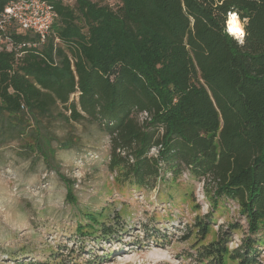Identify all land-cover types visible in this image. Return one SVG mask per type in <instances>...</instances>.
Here are the masks:
<instances>
[{
    "label": "trees",
    "instance_id": "obj_1",
    "mask_svg": "<svg viewBox=\"0 0 264 264\" xmlns=\"http://www.w3.org/2000/svg\"><path fill=\"white\" fill-rule=\"evenodd\" d=\"M114 1L51 0L57 19L44 43L11 33L24 46L0 51V144L53 164L75 148V124L95 125L118 183L150 188L161 171L183 169L203 181L211 211L195 224L201 235L217 208L237 204L246 229L229 224L202 258L262 264L264 0ZM228 15L242 25L240 41L227 33ZM235 232L244 237L228 254Z\"/></svg>",
    "mask_w": 264,
    "mask_h": 264
},
{
    "label": "rangeland",
    "instance_id": "obj_2",
    "mask_svg": "<svg viewBox=\"0 0 264 264\" xmlns=\"http://www.w3.org/2000/svg\"><path fill=\"white\" fill-rule=\"evenodd\" d=\"M93 1L116 6L114 0ZM71 131L75 148L57 151L53 164L35 153L23 156L16 142L0 144V264H210L212 257L200 256L204 247L229 224L246 229L237 204L229 202L215 210L201 235L195 224L211 211L202 180L183 169L174 178L161 171L150 188L120 184L107 169L108 137L86 123ZM156 153L151 149L148 156ZM61 177L71 185L73 202ZM89 216L97 221L93 228ZM243 237L232 234L228 254ZM262 241L258 259L264 264ZM235 263L227 255L222 261Z\"/></svg>",
    "mask_w": 264,
    "mask_h": 264
},
{
    "label": "built area",
    "instance_id": "obj_3",
    "mask_svg": "<svg viewBox=\"0 0 264 264\" xmlns=\"http://www.w3.org/2000/svg\"><path fill=\"white\" fill-rule=\"evenodd\" d=\"M50 1L0 0V51H16L24 46L14 43L12 32H28L44 43L57 19Z\"/></svg>",
    "mask_w": 264,
    "mask_h": 264
},
{
    "label": "bare ground",
    "instance_id": "obj_4",
    "mask_svg": "<svg viewBox=\"0 0 264 264\" xmlns=\"http://www.w3.org/2000/svg\"><path fill=\"white\" fill-rule=\"evenodd\" d=\"M230 21H232V23L230 24ZM227 31L229 34L236 36V37H241L242 34L244 33L243 28L237 18V16L235 15H229V18L227 19Z\"/></svg>",
    "mask_w": 264,
    "mask_h": 264
},
{
    "label": "clouds",
    "instance_id": "obj_5",
    "mask_svg": "<svg viewBox=\"0 0 264 264\" xmlns=\"http://www.w3.org/2000/svg\"><path fill=\"white\" fill-rule=\"evenodd\" d=\"M232 23V21H230V24Z\"/></svg>",
    "mask_w": 264,
    "mask_h": 264
},
{
    "label": "water",
    "instance_id": "obj_6",
    "mask_svg": "<svg viewBox=\"0 0 264 264\" xmlns=\"http://www.w3.org/2000/svg\"><path fill=\"white\" fill-rule=\"evenodd\" d=\"M242 36H243V34H242Z\"/></svg>",
    "mask_w": 264,
    "mask_h": 264
}]
</instances>
